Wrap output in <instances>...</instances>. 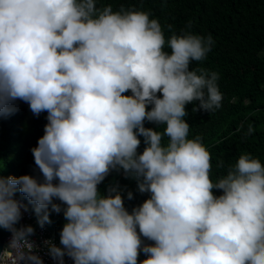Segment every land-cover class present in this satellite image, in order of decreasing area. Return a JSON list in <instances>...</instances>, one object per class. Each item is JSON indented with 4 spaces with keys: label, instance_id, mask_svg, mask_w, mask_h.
I'll return each instance as SVG.
<instances>
[{
    "label": "clouds",
    "instance_id": "obj_1",
    "mask_svg": "<svg viewBox=\"0 0 264 264\" xmlns=\"http://www.w3.org/2000/svg\"><path fill=\"white\" fill-rule=\"evenodd\" d=\"M97 3L0 0V118L17 101L48 114L31 150L42 180L0 175V229L12 233L0 257L11 250L19 264H44L35 228L17 227L28 211L19 192L41 228L63 213L60 246L43 242L57 264H264V164L243 154L213 181L210 152L189 139L188 104L222 107L218 73L190 67L213 37L169 25L166 39L149 14ZM113 172L149 198L129 212L119 184L102 194Z\"/></svg>",
    "mask_w": 264,
    "mask_h": 264
},
{
    "label": "trees",
    "instance_id": "obj_2",
    "mask_svg": "<svg viewBox=\"0 0 264 264\" xmlns=\"http://www.w3.org/2000/svg\"><path fill=\"white\" fill-rule=\"evenodd\" d=\"M108 5L114 12L123 9L149 14L150 19L158 20L166 39L173 34L169 25L176 34L189 30L213 37L215 43L207 58L193 62L190 67L218 73L222 107L211 114L203 110L193 113L198 102L188 104L185 120L190 124L189 139L202 138L212 157L213 181L226 175L229 166H234L243 154H250L264 164V0H98L97 7ZM17 109L0 118V175L5 178L29 175L42 180L31 150L44 135L48 114L44 112L37 117L22 101H17ZM250 126L254 131L246 135ZM145 127L163 131V126L157 128L147 122ZM140 139L143 141V137ZM167 142L165 137L164 143ZM144 147L142 142L138 150L141 154ZM220 161L224 162L223 167H218ZM115 184L124 191L129 212L149 198V194L139 193L136 181L125 179L122 172H113L99 189L107 194L108 186ZM128 191L134 199H127ZM215 194L222 193L217 190ZM51 221L47 226L60 237L66 223L63 213H52ZM145 243L152 242L145 240ZM146 258L141 252L139 261Z\"/></svg>",
    "mask_w": 264,
    "mask_h": 264
},
{
    "label": "built area",
    "instance_id": "obj_3",
    "mask_svg": "<svg viewBox=\"0 0 264 264\" xmlns=\"http://www.w3.org/2000/svg\"><path fill=\"white\" fill-rule=\"evenodd\" d=\"M15 198L22 202L23 204L28 206V211L23 212L22 220L17 227L21 226H32L35 228V235L32 236L30 239L35 243L38 247L39 252L38 254L44 261V264H57L49 255H47V249L43 246V242L45 240H52L57 246H60V238H58L45 224L43 228H41L38 224V218L35 216L33 210L31 209L27 200L18 194H16ZM12 238V233L10 232V237L8 238V243L5 244L4 250L8 248L10 240ZM3 250V251H4ZM0 264H19L18 260L16 259L15 254L8 250L6 254L0 258ZM65 264H73V261L65 257Z\"/></svg>",
    "mask_w": 264,
    "mask_h": 264
},
{
    "label": "water",
    "instance_id": "obj_4",
    "mask_svg": "<svg viewBox=\"0 0 264 264\" xmlns=\"http://www.w3.org/2000/svg\"><path fill=\"white\" fill-rule=\"evenodd\" d=\"M9 237H10L9 231L4 230V229H0V253L3 252L5 244L8 243Z\"/></svg>",
    "mask_w": 264,
    "mask_h": 264
},
{
    "label": "bare ground",
    "instance_id": "obj_5",
    "mask_svg": "<svg viewBox=\"0 0 264 264\" xmlns=\"http://www.w3.org/2000/svg\"><path fill=\"white\" fill-rule=\"evenodd\" d=\"M55 234V233H54ZM58 238H60L57 234H55Z\"/></svg>",
    "mask_w": 264,
    "mask_h": 264
},
{
    "label": "rangeland",
    "instance_id": "obj_6",
    "mask_svg": "<svg viewBox=\"0 0 264 264\" xmlns=\"http://www.w3.org/2000/svg\"><path fill=\"white\" fill-rule=\"evenodd\" d=\"M17 193H19V192H17ZM20 194V193H19Z\"/></svg>",
    "mask_w": 264,
    "mask_h": 264
}]
</instances>
